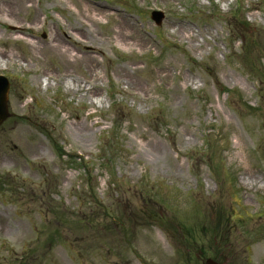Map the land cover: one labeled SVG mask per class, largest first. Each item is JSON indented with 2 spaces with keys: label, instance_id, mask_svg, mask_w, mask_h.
<instances>
[{
  "label": "rangeland",
  "instance_id": "374dc122",
  "mask_svg": "<svg viewBox=\"0 0 264 264\" xmlns=\"http://www.w3.org/2000/svg\"><path fill=\"white\" fill-rule=\"evenodd\" d=\"M20 1L0 0V264H264V185L243 182L264 184V0ZM99 6L95 71L9 30L43 44Z\"/></svg>",
  "mask_w": 264,
  "mask_h": 264
},
{
  "label": "bare ground",
  "instance_id": "6f19581e",
  "mask_svg": "<svg viewBox=\"0 0 264 264\" xmlns=\"http://www.w3.org/2000/svg\"><path fill=\"white\" fill-rule=\"evenodd\" d=\"M20 2L23 3V0ZM98 8L102 10L101 16H88L85 11L83 13L78 12L76 16L79 18L80 23L72 30L71 34L65 31L63 27L59 26L50 33L47 41L43 42V44H39L38 41L35 40V30L31 27L23 26L22 24H13L9 27V30L12 35H16V37H14L15 40H19V35L28 37V39H22L32 50L54 52L66 61L73 63L83 62L89 71H95L99 67L98 55H106L103 48L92 43L93 38L91 37V31L88 26L98 25L101 23L100 21L103 17L108 16L105 14L106 11L103 7L99 6ZM116 17V25L109 29L115 41L126 46L137 44L139 31L136 29L132 20L126 15H117ZM45 19L46 18L40 19L36 16L34 18V24L38 22L46 26L49 25L48 20ZM11 57V54H0V63L6 64ZM72 84H75V81L70 78V82H67V88H70ZM84 88L85 86L82 87V90ZM85 93L88 95H95L97 90L90 87ZM243 182L249 186H253L257 183H259L260 186L264 185L257 176L249 174L243 178Z\"/></svg>",
  "mask_w": 264,
  "mask_h": 264
},
{
  "label": "water",
  "instance_id": "95a60500",
  "mask_svg": "<svg viewBox=\"0 0 264 264\" xmlns=\"http://www.w3.org/2000/svg\"><path fill=\"white\" fill-rule=\"evenodd\" d=\"M151 18L159 25L163 19L162 12H152ZM7 93L8 82L4 77L0 76V124L8 118L11 114L7 111ZM205 264H218L210 259H207Z\"/></svg>",
  "mask_w": 264,
  "mask_h": 264
},
{
  "label": "trees",
  "instance_id": "16d2710c",
  "mask_svg": "<svg viewBox=\"0 0 264 264\" xmlns=\"http://www.w3.org/2000/svg\"><path fill=\"white\" fill-rule=\"evenodd\" d=\"M241 25L243 26L245 30L244 32L247 33V35L249 34V32H252V28L249 26L248 22L242 20ZM245 51H246V55L251 54L248 48H246ZM260 61L264 63V55L263 57L260 58Z\"/></svg>",
  "mask_w": 264,
  "mask_h": 264
},
{
  "label": "flooded vegetation",
  "instance_id": "af4514ba",
  "mask_svg": "<svg viewBox=\"0 0 264 264\" xmlns=\"http://www.w3.org/2000/svg\"><path fill=\"white\" fill-rule=\"evenodd\" d=\"M213 256L215 257V258H217L218 256H217V254H213Z\"/></svg>",
  "mask_w": 264,
  "mask_h": 264
}]
</instances>
